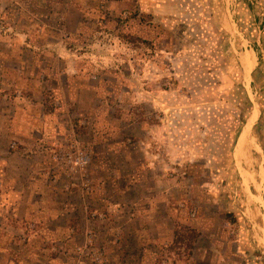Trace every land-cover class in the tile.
<instances>
[{
    "label": "rangeland",
    "instance_id": "374dc122",
    "mask_svg": "<svg viewBox=\"0 0 264 264\" xmlns=\"http://www.w3.org/2000/svg\"><path fill=\"white\" fill-rule=\"evenodd\" d=\"M64 1L66 59L0 92L1 263L264 264L260 7Z\"/></svg>",
    "mask_w": 264,
    "mask_h": 264
},
{
    "label": "crops",
    "instance_id": "0c3cea01",
    "mask_svg": "<svg viewBox=\"0 0 264 264\" xmlns=\"http://www.w3.org/2000/svg\"><path fill=\"white\" fill-rule=\"evenodd\" d=\"M58 6H65L64 0H58ZM250 10L260 7L262 10L261 22L264 21V5L259 0H248ZM14 10L11 11V8ZM16 11V13L14 12ZM58 16L57 27L64 26L65 23ZM40 18L45 25L35 23V18ZM49 0H0V23L6 22V25L0 24V92L2 98H8L7 89H10L14 83L17 95L14 100L24 99L20 85H23L29 76L32 65L38 67L47 64L52 55L54 58L65 60V39L61 35L55 38L51 43L49 30ZM40 27V28H39ZM39 28V30H38ZM52 47L54 52L49 51ZM257 51V47L252 48ZM261 56V55H259ZM263 57V55H262ZM47 62V63H46ZM75 70L72 74H75ZM7 93V94H5ZM16 102V101H14ZM8 124H15L17 116L9 119ZM5 120L0 117V123ZM5 131L0 132V139L4 137ZM5 150L0 149V154ZM2 215V213H0ZM159 220L162 222H159ZM159 222V223H158ZM149 228L151 234L156 237L163 235L165 230L174 229V219L172 215L163 209L158 216L149 219ZM2 232L0 231V235ZM6 254V250L0 244V257ZM2 259L0 258V264ZM9 264H19L14 258L9 260ZM21 264V263H20Z\"/></svg>",
    "mask_w": 264,
    "mask_h": 264
}]
</instances>
